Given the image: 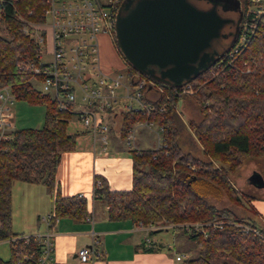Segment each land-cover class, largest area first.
Returning <instances> with one entry per match:
<instances>
[{
  "label": "trees",
  "instance_id": "trees-1",
  "mask_svg": "<svg viewBox=\"0 0 264 264\" xmlns=\"http://www.w3.org/2000/svg\"><path fill=\"white\" fill-rule=\"evenodd\" d=\"M250 3L240 0L238 28L225 51L232 50L247 21L244 44L231 60L222 55L218 67L214 63L191 80L198 87L194 94L199 101L198 120L185 124L176 108L180 95L174 93L175 86L150 79L121 55L129 83L144 78L161 90L151 109L121 111L119 136L125 138L136 121L146 120L161 128L162 144L129 151L131 186L127 189L110 188L104 176L95 174L92 198L107 206L108 219L184 231L197 245L196 254L184 264H228V260L264 264V241L241 226L257 228L254 221L209 200V196L225 193L232 203H239L229 173L247 156H264V13H248ZM47 5V0H0V87L9 86L15 99L44 105L40 127H15L8 138L0 139V241H8L9 250L7 258L0 256V264H38L40 255L32 234L25 241L12 230V180L42 183L52 194L49 227L58 218L82 220L90 215L88 198L61 193L56 177L62 154L75 148L76 134L66 131L73 112L59 109L58 102L36 89L30 82L31 73L19 66L26 60L39 64L40 49L24 32L26 25L18 15L40 21ZM112 40L116 46L114 31ZM213 68L216 74L211 75ZM185 127L189 135L182 142L178 137ZM185 142L198 146L205 158L184 151ZM196 221L209 223L204 233L184 230L182 224ZM257 230L264 235V228Z\"/></svg>",
  "mask_w": 264,
  "mask_h": 264
},
{
  "label": "crops",
  "instance_id": "crops-1",
  "mask_svg": "<svg viewBox=\"0 0 264 264\" xmlns=\"http://www.w3.org/2000/svg\"><path fill=\"white\" fill-rule=\"evenodd\" d=\"M107 37L110 40V45L104 46L102 51H99L98 46L100 66L108 73H123L126 64L117 51L112 36L100 34L98 45L100 39ZM123 81L124 85L127 84L126 79ZM121 87L118 88L120 101L118 106L98 113L102 121L108 126V145L111 150H107V153L101 152V141L98 139L97 133H93L89 128L84 127L78 115L73 113L67 121L66 131L68 134H76V143L73 150L62 154L56 169V177L61 193L66 195H78L80 193L88 198L90 215L87 218L74 220L62 217L56 219L53 225L49 227L41 219V216L44 215L43 211L38 209L40 200L46 195L49 204L47 214L50 213L52 194L48 189L38 182H28L29 185L35 183L40 185L33 187L21 184L24 182H16L18 186H16L17 192L14 195V183L12 181V230L22 235L50 231L53 249L49 264H183L180 261H185L189 257L188 254L193 252L192 244L189 243L188 235L184 231L171 228L168 225L151 229L146 225L133 224L128 219H108L107 206L100 199L92 198L95 174L104 176L110 188L127 189L131 186L129 149L125 138L119 136L121 105L130 101V98L125 96V87ZM159 92L160 88L154 82L148 84L143 91L142 101L146 104L153 103L159 96ZM76 103H80L79 92L78 96L76 95ZM131 103L138 105L135 100H132ZM75 115L77 118L73 119L72 117ZM68 126H71L72 130H69ZM132 130L134 131V139L136 131H139L140 134L145 131L146 133H156L157 138H159V129L154 123L141 126L135 123ZM140 138L143 139L141 136ZM134 144L139 149H154L150 145L145 146L142 142L137 144L134 141ZM252 170L259 172L255 168ZM260 174L264 180V175ZM43 186L47 192L43 190ZM234 187L238 190L235 185ZM241 198L239 196L240 200L237 205L243 204L242 212L235 211V207H238L235 204L228 207L233 209L236 215L254 221L257 228H264V202L256 201L257 199L253 197L246 199V203H244ZM83 247L89 249L88 259L84 261L80 260L77 253ZM178 254L182 256L180 259H176Z\"/></svg>",
  "mask_w": 264,
  "mask_h": 264
},
{
  "label": "built area",
  "instance_id": "built-area-1",
  "mask_svg": "<svg viewBox=\"0 0 264 264\" xmlns=\"http://www.w3.org/2000/svg\"><path fill=\"white\" fill-rule=\"evenodd\" d=\"M250 1L248 13L255 16L264 13V0ZM121 2L122 0H47L48 5L43 10L42 20L28 21L18 15L26 25L24 32L31 36L40 49L39 64L26 60L19 66L31 73V79L40 86L37 88L38 90L49 93L58 102L59 109L71 110L79 116L84 127L97 133V137L101 141L100 150L103 153H107L108 150V126L98 113L118 106L120 102L118 88L124 86L125 96L130 98V101L121 105L122 110H149L152 104L144 103L142 96L146 86L153 81L140 78L136 83L131 84L124 73H108L100 66L98 36L100 34L112 36L116 12ZM247 28L248 24L245 21L234 42V47L221 54L215 62L216 67L220 65L224 55L226 59L231 60L233 53L237 52L244 44L247 39ZM42 45L47 47V53L50 54V58L47 60L40 58ZM37 76H41V78ZM123 79H126L127 84L124 85ZM193 83L190 80L175 86L174 93L181 95L194 91ZM76 92H79L80 103H76ZM15 100L9 86L0 87V139L8 138L10 132L16 127L14 121ZM132 100H135L138 105H133ZM67 102L72 105L68 107ZM135 123L140 126L152 124L146 120H138ZM158 129L160 132L159 126ZM125 142L129 151L139 152L141 150L134 144L132 127L125 136ZM189 166L193 168L192 165ZM80 195L79 193L78 196ZM49 218L50 214L41 216V219L47 224ZM208 224L196 221L184 223L182 226L186 231L204 233L205 225ZM241 226L244 230L254 231L264 241V235L260 234L257 228L245 224H241ZM32 235L40 247L38 264H49L53 249L50 231ZM23 238L26 241L28 235H23ZM77 253L80 260L84 261L88 259L89 249L83 247ZM181 257L179 254L176 255V259Z\"/></svg>",
  "mask_w": 264,
  "mask_h": 264
},
{
  "label": "water",
  "instance_id": "water-1",
  "mask_svg": "<svg viewBox=\"0 0 264 264\" xmlns=\"http://www.w3.org/2000/svg\"><path fill=\"white\" fill-rule=\"evenodd\" d=\"M221 9L238 8L227 0H212L199 9L189 0H122L115 16L114 37L124 59L150 79L178 86L192 80L214 64L221 53L213 40L224 36L221 28L233 19ZM235 27L233 38L236 34ZM247 181L264 186L262 175L253 171Z\"/></svg>",
  "mask_w": 264,
  "mask_h": 264
},
{
  "label": "rangeland",
  "instance_id": "rangeland-1",
  "mask_svg": "<svg viewBox=\"0 0 264 264\" xmlns=\"http://www.w3.org/2000/svg\"><path fill=\"white\" fill-rule=\"evenodd\" d=\"M189 1L199 9H207L212 3V0H189ZM217 9L225 17H229L233 19L232 22L225 23L222 26L221 33L224 34V36H219V38L212 41V43L217 48L218 52L221 53L230 45V43L233 40V34L235 32V27L240 19V11L238 8L230 9L229 7L222 10L219 4H218ZM108 45H110V40L108 37L100 39L99 51L100 50L102 51V48ZM99 53L101 54V52ZM40 58L41 60H47L50 58V54L47 53L46 46L42 45ZM125 72L126 70H123L124 74ZM215 72H216L215 68L210 69L211 75L216 74ZM30 82L36 89L40 87L36 82H34L33 79H31ZM197 89L198 87H194V91L192 92L189 91V92H185L181 94L180 98L177 101L176 108L185 124L190 119L198 120L200 118V114L198 110L199 101L194 96ZM76 95L78 96V92L76 93ZM14 104H15L14 105V110H15L14 121H15L16 127H40L42 125L43 119H44V105L43 104H29L24 100H18V99L15 100ZM72 118L76 119L77 116L75 115ZM68 129L72 130V127L68 126ZM107 134H108V131H107ZM139 134H140L139 131H136L135 139H134L135 143L138 144L142 142L145 146L150 145L151 147H154V148L157 147V145H161V132L158 133L160 140L159 138H157L156 133H150V132L146 133L145 131L140 134V136L143 139L140 138ZM188 135H189L188 127H185L178 138L182 140V142H184V140L186 139ZM182 149L184 151H190L194 156L198 158H205L204 155L201 154L200 148L198 146L191 147L188 143L185 142L184 145H182ZM108 150H111L109 145H108ZM253 168L257 169L260 173L264 175V156H247L243 159L242 164L239 167H237L236 170H234L232 173H229V178L233 186L235 185L238 188V190L236 189L237 194L238 196H240V198L242 197L241 199L244 201V203H246L245 201L246 199L248 198L252 199L253 197L257 199L256 201L261 200L264 202V189H263L264 187L257 188L251 185L247 181V178L253 172L252 170ZM251 170L252 172L250 173ZM12 181L14 183L13 184L14 195L17 192L16 186H18V183L24 182L21 184H24L25 186H32V187L40 186L39 184H36V183L33 185H29L30 183L21 181L19 179H14ZM43 190H46L47 192V189L44 186H43ZM209 200L213 202L216 206L232 207V204H234L232 203L231 200H229V198L226 196L225 193H222L219 195L216 194L215 196H209ZM237 204L238 203L235 204L236 206H238V207H235L236 208L235 211L239 210L238 212H242V209H244L242 206L243 204L242 205H237ZM38 209L42 210L44 215H46L47 212L49 211L48 198L46 197V195H44L42 200H40ZM189 243L192 244L193 252L192 254H188V255L189 257H192L197 251V245L195 241L190 238H189ZM185 246H186V243H185ZM0 256L3 258H7L9 256L8 241L6 240L0 242ZM180 262L184 264V261H180ZM228 264H234V262L231 260H228Z\"/></svg>",
  "mask_w": 264,
  "mask_h": 264
},
{
  "label": "flooded vegetation",
  "instance_id": "flooded-vegetation-1",
  "mask_svg": "<svg viewBox=\"0 0 264 264\" xmlns=\"http://www.w3.org/2000/svg\"><path fill=\"white\" fill-rule=\"evenodd\" d=\"M227 2H229L232 5V7H233L235 0H227Z\"/></svg>",
  "mask_w": 264,
  "mask_h": 264
}]
</instances>
